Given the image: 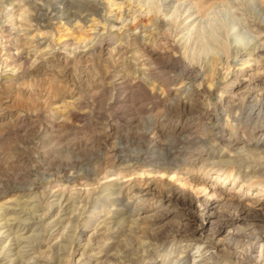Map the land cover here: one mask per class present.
I'll list each match as a JSON object with an SVG mask.
<instances>
[{"label": "rangeland", "instance_id": "1", "mask_svg": "<svg viewBox=\"0 0 264 264\" xmlns=\"http://www.w3.org/2000/svg\"><path fill=\"white\" fill-rule=\"evenodd\" d=\"M263 47L264 0H0V264H257Z\"/></svg>", "mask_w": 264, "mask_h": 264}, {"label": "bare ground", "instance_id": "2", "mask_svg": "<svg viewBox=\"0 0 264 264\" xmlns=\"http://www.w3.org/2000/svg\"><path fill=\"white\" fill-rule=\"evenodd\" d=\"M78 7H77L78 10H81L83 8V5H78ZM178 7L175 8V12L173 11V15H174L173 16V21H174V23H177L176 21H178L179 17L182 14L188 13L186 17L192 21L195 18L199 17V15H197V14H200V12H201L197 8V5H193V4H188L187 6H185L186 9H185L184 12L179 11L180 9L178 10ZM190 8H191V10H190ZM193 8L194 9L196 8L195 9L196 12L194 14H192V12L194 10ZM165 33H169V30L167 32H165ZM216 42L220 44L219 45L220 48H222V49L225 48V46L223 44H221V42H219L218 40H216ZM156 46H159V48H161L162 50L168 49V47H169V46H162L161 41ZM262 50H264V47L262 48ZM179 67H182V66L179 65ZM194 79L195 78H191V79L188 80V77H184V78L180 79L182 86L185 87V89H184L185 94L191 93L192 89H191L190 85L194 81ZM263 107H264L263 103L262 104H258V102H257V104H255V102H254V104H251V103L250 104H243V107L241 109L239 108V113L238 114L240 116H238L237 119L238 120L239 119H243L244 122H245V128L243 129V132L241 131L243 133L244 137L243 136L242 137H237V136H234L232 133H230L228 135V137L225 139L222 136V132H224V131H222L220 134L217 135V139L218 140L222 139L225 142H231V141H237V140H239L241 138L245 139V137H247L246 140H248L249 143L253 142V144H255V145H258V144L264 145V108ZM221 113H222V110H220L219 114L221 115ZM147 121H148L149 124L152 123L150 120H147ZM255 121L257 123H255ZM50 128L52 129L54 127L51 126ZM48 130H49V128H48ZM37 136H38V140H42L41 143H44L43 145L48 146L50 144V141H51V140H49L50 132H48V133L46 132V134H44V135H41V136L37 135ZM202 141H204V140L203 139L202 140L201 139H196L195 141L192 142V145L193 146H197ZM45 146H43V147L45 148ZM37 151H39V150H37ZM31 173H34V172H27V173H24V175H20L19 174L18 176H16L15 181H16L17 184L19 183V187L21 189L26 187V185H24L21 181L27 180V182H28L29 177L32 175ZM18 179H20L21 181H19ZM33 180H35V179H33ZM15 181H14V183H15ZM31 182H30V184H28L27 187L32 185ZM2 186H3V184H0V194H2L4 192V190L2 189ZM249 255L250 254H248L247 256H249ZM257 258H258L257 261H256L257 264H260V262L264 261V245H261L260 251H259V254H258ZM179 262H178V264H179Z\"/></svg>", "mask_w": 264, "mask_h": 264}]
</instances>
